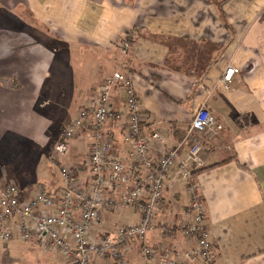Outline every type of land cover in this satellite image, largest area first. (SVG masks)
I'll list each match as a JSON object with an SVG mask.
<instances>
[{
	"label": "crops",
	"instance_id": "0c3cea01",
	"mask_svg": "<svg viewBox=\"0 0 264 264\" xmlns=\"http://www.w3.org/2000/svg\"><path fill=\"white\" fill-rule=\"evenodd\" d=\"M124 38L126 53L117 44ZM228 67L237 72L225 83ZM118 71L141 110L162 124L167 146L182 139L202 105L223 124L218 135L202 138L206 169L194 171L216 250L212 264H264V0H0V178L15 182L23 198L40 187L58 192L64 182L52 148ZM112 94L113 108L123 107L118 85ZM116 135L113 153L125 159L128 147ZM92 140L81 131L58 161L84 181ZM189 201L183 183L170 178L156 221L184 220ZM138 219L133 208L104 210L100 228L113 232ZM146 241L157 264L160 247L193 245L159 229ZM0 247L4 264L14 256L15 264L65 260L18 236ZM140 250L135 242L127 264H142ZM92 264L113 262L95 257Z\"/></svg>",
	"mask_w": 264,
	"mask_h": 264
},
{
	"label": "built area",
	"instance_id": "2783aa9c",
	"mask_svg": "<svg viewBox=\"0 0 264 264\" xmlns=\"http://www.w3.org/2000/svg\"><path fill=\"white\" fill-rule=\"evenodd\" d=\"M117 44L123 53L131 46L127 38ZM235 72V68L228 67L223 82L230 83ZM117 85L125 95L120 109L112 106ZM138 101L126 75L115 72L100 85L95 102L82 108L63 130L52 149L54 158L65 156L69 141L81 131L92 133L87 181L78 176L74 166L62 165L59 175L64 185L58 192L40 187L33 196L23 198L15 182L0 178L1 241L14 236L24 242L33 241L44 252L59 253L68 264H92L95 257L127 264L125 255L137 242L142 264H157L156 250L147 245L146 238L159 229L164 237L180 235L193 243L185 251L177 246L160 247V264H191L194 260L199 264L213 263L216 250L194 171L204 166L202 137L218 135L223 124L202 105L182 139L169 147L162 129L155 128L148 136L143 133L146 119ZM118 132L128 147L125 159L113 153ZM155 147L161 150L158 155ZM170 178L183 183L190 201L187 217L168 225L157 222L156 215ZM129 208L139 213L137 223L122 225L113 232L100 228L104 210Z\"/></svg>",
	"mask_w": 264,
	"mask_h": 264
},
{
	"label": "rangeland",
	"instance_id": "374dc122",
	"mask_svg": "<svg viewBox=\"0 0 264 264\" xmlns=\"http://www.w3.org/2000/svg\"><path fill=\"white\" fill-rule=\"evenodd\" d=\"M138 104L140 105V102L138 101ZM140 110H141V107H140ZM141 113H142V116L143 117H145V119H146V121H145V123H147L146 124V126L148 125H151L152 127H151V129L149 130V132L152 134L153 132H154V129L155 128H160V129H162V124L159 122V121H157L155 118H152L150 115H148L147 113H145V112H143L142 110H141ZM190 125V124H189ZM148 136V135H147ZM205 136H203L202 138H204ZM53 149V148H52ZM52 157V158H51ZM50 158H51V161H52V159L55 161V164L58 166V169H59V167L60 166H62V164H60V162H58V161H60V158L61 157H53V150L51 151V153H50ZM53 161V162H54ZM60 176V175H59ZM61 178V177H60ZM62 180V179H61ZM63 181V180H62ZM0 242H2L1 240H0ZM37 250L38 251H42V249H41V247H40V249L39 248H37ZM6 251V249H4L3 247H0V264H4V263H2L3 261H4V259H3V257L5 258L6 257V254H7V252H5ZM43 252V251H42ZM49 254H54L55 256H56V254H57V256H58V253L57 252H53V253H49ZM14 255H12V257H13ZM55 260L56 259H54V261L53 262H55ZM63 262H64V264H68L65 260H63ZM16 262H15V256H14V258H13V260H11L10 262H8V263H5V264H15ZM24 263H26V262H24ZM56 263H58V261L56 260ZM61 263H62V258H61ZM37 264H41V263H37Z\"/></svg>",
	"mask_w": 264,
	"mask_h": 264
},
{
	"label": "trees",
	"instance_id": "16d2710c",
	"mask_svg": "<svg viewBox=\"0 0 264 264\" xmlns=\"http://www.w3.org/2000/svg\"><path fill=\"white\" fill-rule=\"evenodd\" d=\"M231 159H235V160H236V157L233 156ZM231 159H230V160H231ZM205 169H206V168H203V169H200V170L196 171V174H197L198 172L202 171V170H205Z\"/></svg>",
	"mask_w": 264,
	"mask_h": 264
}]
</instances>
